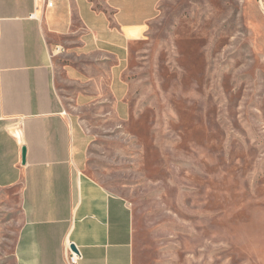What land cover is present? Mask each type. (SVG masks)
I'll use <instances>...</instances> for the list:
<instances>
[{
	"label": "rangeland",
	"instance_id": "374dc122",
	"mask_svg": "<svg viewBox=\"0 0 264 264\" xmlns=\"http://www.w3.org/2000/svg\"><path fill=\"white\" fill-rule=\"evenodd\" d=\"M121 69L130 113L105 95L81 116L89 173L132 208L134 264H264V0H162Z\"/></svg>",
	"mask_w": 264,
	"mask_h": 264
},
{
	"label": "crops",
	"instance_id": "0c3cea01",
	"mask_svg": "<svg viewBox=\"0 0 264 264\" xmlns=\"http://www.w3.org/2000/svg\"><path fill=\"white\" fill-rule=\"evenodd\" d=\"M161 2L0 0V239L16 191L14 264H70L73 244L76 264H134L132 208L89 173L81 109L109 95L130 113L122 62Z\"/></svg>",
	"mask_w": 264,
	"mask_h": 264
},
{
	"label": "built area",
	"instance_id": "2783aa9c",
	"mask_svg": "<svg viewBox=\"0 0 264 264\" xmlns=\"http://www.w3.org/2000/svg\"><path fill=\"white\" fill-rule=\"evenodd\" d=\"M51 1H48V4H51ZM77 248V247H76ZM80 258V251L77 248V250H74L71 246L68 247V255L67 259L70 264H76Z\"/></svg>",
	"mask_w": 264,
	"mask_h": 264
},
{
	"label": "water",
	"instance_id": "95a60500",
	"mask_svg": "<svg viewBox=\"0 0 264 264\" xmlns=\"http://www.w3.org/2000/svg\"><path fill=\"white\" fill-rule=\"evenodd\" d=\"M128 32L131 34V35H137L138 34V29H129ZM26 161V147H23V162ZM72 248L74 250H77L75 244L72 245Z\"/></svg>",
	"mask_w": 264,
	"mask_h": 264
}]
</instances>
